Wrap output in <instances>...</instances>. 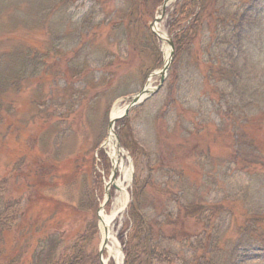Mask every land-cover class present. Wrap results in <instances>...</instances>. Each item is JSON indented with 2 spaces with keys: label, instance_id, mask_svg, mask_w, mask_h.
I'll use <instances>...</instances> for the list:
<instances>
[{
  "label": "rangeland",
  "instance_id": "1",
  "mask_svg": "<svg viewBox=\"0 0 264 264\" xmlns=\"http://www.w3.org/2000/svg\"><path fill=\"white\" fill-rule=\"evenodd\" d=\"M180 1L169 3L158 26L172 43L162 87L113 124L130 168L126 202L140 190L139 201L153 221L170 219L154 234L172 250L173 264L192 259L186 247L197 248L195 237L208 219L218 240L208 236L213 243L204 241L201 248L216 246L211 255L223 262L228 256L231 264H264L258 245L246 253L226 250L251 214L259 218L250 239L264 237V0H204L206 17L188 46L175 39ZM120 3L0 0V78L9 80L0 82V206L5 216L14 212L33 224L10 248L5 237L0 264L13 251V264H37L38 255L58 254L61 242L52 233H58L59 221L38 194L76 210L82 218L76 225L94 234L89 260L100 264L97 214L112 174L108 152L100 147L111 112L124 110L144 86L155 89L159 76L152 75L171 52L166 42L143 38L150 31L138 26L122 43L104 26L92 42L88 35L76 42L73 28L89 8L102 18ZM15 52L33 57L13 63ZM119 192L110 190L105 216ZM127 218L125 208L112 221L106 244L121 258ZM103 260L116 264L107 249Z\"/></svg>",
  "mask_w": 264,
  "mask_h": 264
},
{
  "label": "trees",
  "instance_id": "2",
  "mask_svg": "<svg viewBox=\"0 0 264 264\" xmlns=\"http://www.w3.org/2000/svg\"><path fill=\"white\" fill-rule=\"evenodd\" d=\"M103 1L108 3L116 2V0H89V2L91 4L94 3L95 6L98 4L100 5ZM162 1L163 0H121L118 9L114 12H106L102 18H100L97 11L91 7L81 22L76 23L73 28L76 42L79 43L87 35L92 42L98 33V28L104 26V28H107L109 32L115 36L118 42L122 43L128 40L130 32L136 26L146 28V31L149 29L148 23ZM118 2L119 0H117V5ZM175 15L174 22L177 23L175 28V39L176 41H180L181 44L183 43L184 46H188L189 42H193L194 34L197 33L198 28L202 25L206 17L204 12V0H181L176 4ZM236 21L240 22L239 19ZM150 34L147 31V37L143 38H147L153 43L155 40L153 35ZM93 45H95V43H93ZM107 54L108 57L111 56L110 53ZM32 57L33 52H15L12 60L14 61L13 63H18ZM112 60L113 59L109 60V62H112ZM78 68L79 67L73 66L72 70L78 72ZM18 71L20 73L23 72L22 66H19ZM8 81L6 77L0 78V82L3 85L7 84ZM37 197L42 201L48 202V207L50 209L53 208L52 210L54 211H51V213L55 215L56 220L58 219L59 225L58 229L55 230L58 233L52 234L61 242L59 245L60 250L57 255L54 257L52 256L54 251H52V254H49L46 259L40 258L41 255H38L37 264H93V261L89 260L87 247L91 248V234H94L93 232L89 234L86 229L82 230L80 226L76 225L77 221L82 219L81 216L76 213V210L53 197H45L41 194H38ZM140 199L139 190L133 195L127 208L128 218L125 223L129 230L127 229L126 240L123 243L124 264L175 263L171 259L172 250L169 248L168 244H165L160 237H156L154 234L155 231L163 225L170 224V219H167L165 223L153 221V219L146 214L145 209L142 208L143 206L141 205V201H139ZM187 209H190V206L187 207ZM193 209L196 210L197 207H193ZM200 210L201 208L199 207L196 211L200 212ZM5 211L7 212L6 209ZM14 215V212H12L11 215L8 213V216H5L4 209L0 206V245L6 237L9 242V248L17 244L21 230L25 232L28 228L33 229V224L23 222L22 220L19 221V216ZM168 216L171 217V215ZM258 218L259 217L255 218V215L251 214V217L245 223L240 224V229L237 230L240 234L235 241L236 243L234 245L231 243L230 249L228 247L226 250H229L232 255L238 254L240 249H243L244 253H246L253 245H258V247L264 250V237L250 239V234H248L255 230V226L257 225L256 220ZM75 219L76 221H74ZM72 224L75 225V229L71 231L68 225ZM213 224L214 222H211L210 219L205 220L203 232L199 238L195 237L197 248L191 246L186 247L192 259L188 260L187 258L185 264L190 261L195 264H231V258L228 256V260L223 262L215 258L214 255H211L216 246L210 245L208 249L201 248L203 247L202 243L204 241L213 243V239L208 238V236L218 240L217 226ZM56 234L62 237L56 236ZM183 249L184 246L182 247V250ZM198 249H203L200 255H197L195 252V250L197 251ZM11 256L13 258L14 251L5 255V264L14 263Z\"/></svg>",
  "mask_w": 264,
  "mask_h": 264
},
{
  "label": "water",
  "instance_id": "3",
  "mask_svg": "<svg viewBox=\"0 0 264 264\" xmlns=\"http://www.w3.org/2000/svg\"><path fill=\"white\" fill-rule=\"evenodd\" d=\"M173 0H163V2L161 3V7L158 10L157 16L153 19V21L149 24V28L152 32V34L160 41L162 42H166L168 44V46L170 47L171 52L169 53V58L165 59L164 61V65L161 69V71L157 74H153L154 75H159L160 79H159V84L157 85V87L155 89H149L148 86H144L137 94H135L134 96H132L131 98H129V103L128 105L125 107V109L123 110L122 114L114 119H110L109 121V125H108V130H110L112 128L113 123L116 120L122 119L127 117V114L129 112L130 109H132L134 106H136L137 104H139L141 101H143L144 99H147L149 96H152L153 94H155L162 86L164 78H165V74L169 68V63L171 61V57H172V43L170 40H167L165 37V34L161 33L159 30L158 32H155V29L158 28L159 23L162 21V19L164 18L165 15V11L167 6L169 5L170 2H172ZM161 35H164V38L161 37ZM115 145L117 147V149L120 150V144L119 141L117 140V136H115ZM104 146V145H103ZM117 170L112 166V174H111V178L109 183L106 185L105 187V201L103 203V205L100 207L99 212L103 211V206L106 204V202H108V200L110 199V194H109V188L112 187L115 190H119L118 187L115 185V176H116ZM97 219L100 223H102V218L101 215H97ZM103 234L104 236L107 234V229H103ZM106 244H107V239L103 238L102 244L99 248V253H98V257H99V263L100 264H105L102 260V253L103 250L106 248ZM123 264V262H122Z\"/></svg>",
  "mask_w": 264,
  "mask_h": 264
},
{
  "label": "bare ground",
  "instance_id": "4",
  "mask_svg": "<svg viewBox=\"0 0 264 264\" xmlns=\"http://www.w3.org/2000/svg\"><path fill=\"white\" fill-rule=\"evenodd\" d=\"M155 32H158V28L155 29ZM161 37L164 38V35H161ZM123 110H113L111 112L110 118L114 119L122 114ZM104 149L108 152V157L111 160L112 166L117 170V174H119V183H115L116 186L119 188V196L115 198L114 200V209L113 211L105 216L103 212H100L99 215H101L102 223H100V227L102 229H107V234L104 236L105 239L110 240V232L109 227L112 223V221L116 218L117 215L122 213L125 203H126V192H125V185L129 184L130 180V168L125 165L123 159H124V153L122 150L117 149L114 141V133L113 129L111 128L108 131L107 139L104 143ZM107 251L109 256L115 258L116 264H121V255L118 252L117 249H114L113 246H107Z\"/></svg>",
  "mask_w": 264,
  "mask_h": 264
}]
</instances>
